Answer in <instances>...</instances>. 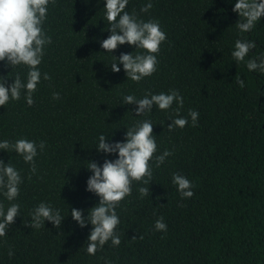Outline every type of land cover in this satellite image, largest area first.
I'll return each mask as SVG.
<instances>
[{
	"label": "trees",
	"instance_id": "obj_1",
	"mask_svg": "<svg viewBox=\"0 0 264 264\" xmlns=\"http://www.w3.org/2000/svg\"><path fill=\"white\" fill-rule=\"evenodd\" d=\"M149 2L152 8L142 12ZM237 2L129 0V14L159 21L167 34L158 70L139 83L127 80L122 64L119 73L110 65L113 56L144 50L125 44L112 56L101 47L110 35L106 0H56L49 5L43 28L52 43L39 69L51 80L38 84L33 106L22 93L19 101L0 107V142L25 138L46 145L35 158L34 175L19 154L0 150V160L11 161L23 177L16 200L10 202L0 192L5 211L12 203L21 206V215L0 237V264H264V73L246 66L247 60L259 62L264 56V17L250 32H241L235 26L240 19L233 11ZM237 39L257 45L245 62L231 55ZM28 70L0 62V77L8 85L17 74L26 82ZM237 75L244 79L243 88L235 82ZM172 89L184 98L180 117L189 123L183 129L168 131L170 117L176 118L171 109L154 106L138 117L137 106L123 102L126 95L142 99L148 92ZM54 92L60 99H53ZM190 109L199 113L196 127ZM144 119L152 121L157 136L154 155L165 150L174 154L160 167L150 161L151 184L134 181L132 194L116 208L121 244L109 241L89 255L92 225L81 228L71 217L72 208L87 217L99 204V197L86 190L93 175L87 162L102 166L106 159H118V154L96 149L99 136L110 143L125 142L127 128ZM174 173L194 184L192 198H181L172 183ZM140 187H149V195L141 198ZM41 202L60 210L61 227L49 221L40 229L25 227ZM161 216L166 232L155 229Z\"/></svg>",
	"mask_w": 264,
	"mask_h": 264
},
{
	"label": "clouds",
	"instance_id": "obj_2",
	"mask_svg": "<svg viewBox=\"0 0 264 264\" xmlns=\"http://www.w3.org/2000/svg\"><path fill=\"white\" fill-rule=\"evenodd\" d=\"M56 0H0V62L12 69L16 66H27L28 73L26 82L17 74L14 83L7 84L4 77H0V107L5 106L10 100L19 101L22 93L28 106L34 105L33 95L41 80L50 81L48 73H42L39 69L45 48L52 43V38L45 32L43 25L47 19L49 5L55 6ZM129 0H106L105 18L109 24L107 31L110 35L101 41V47L112 55V52L120 45H132L143 52L135 51L132 54L121 53L110 65L115 73L121 71L119 65H123L127 80L141 82L146 77L152 76L157 70V59L161 45L167 41V34L162 30L160 22L149 20L145 22L137 17L135 12L129 14L126 6ZM152 3L141 8L142 12H148ZM233 11L239 14V21L235 25L241 32H250L256 23L264 17V0H238ZM257 47L254 41H235L234 51L231 55L236 62H245L250 52ZM257 59H249L246 66L249 71L264 73V56ZM235 82L241 88L245 86L244 79L236 76ZM53 99H60L59 93H53ZM126 105H136V116H143L153 111L156 106L160 110H172L175 117H170L171 124L168 131L177 127L183 129L188 125L187 118L180 117V109L183 108L184 98L176 89L168 93L152 94L148 92L144 98L137 99L135 95L123 97ZM177 105L173 109V105ZM192 126L196 127L199 113L189 110ZM157 136L153 133V123L149 119L139 120L134 126L127 128L125 142H107L108 137L99 136V144L96 148L102 153L109 155L118 154V159H106L102 166L94 161L87 162L88 170L93 173L87 181V191L99 197V204L88 211L87 217L83 210L71 209V217L81 228L88 224L92 230L87 238V253L95 255L98 250L111 241L112 246H119L121 239L116 229L120 223L116 208L125 197L132 194V183L142 182L150 185L153 180V169L150 161L156 167L164 164L165 160L174 153L165 150L160 155L157 153ZM45 142L37 144L25 138L0 142V150L19 154L25 163L31 165V174H36V157L45 149ZM31 180V175L28 177ZM23 177L20 171L9 161L5 164L0 160V192L8 201H14L19 197L20 185ZM172 183L177 187L182 199L192 198L194 184L184 175L174 173ZM141 198L149 195V187L138 189ZM20 205L12 203L7 210L0 203V237H5L11 226L21 215ZM31 223L25 222V227L40 229L45 226V221L51 222L56 228L61 227L64 218L59 209H54L50 204L41 202L31 212ZM157 231L166 232L167 225L161 216L155 222ZM142 238V237H141ZM133 240L136 238L133 237ZM11 258L14 253L9 251Z\"/></svg>",
	"mask_w": 264,
	"mask_h": 264
}]
</instances>
